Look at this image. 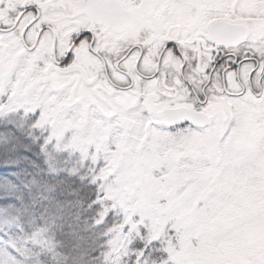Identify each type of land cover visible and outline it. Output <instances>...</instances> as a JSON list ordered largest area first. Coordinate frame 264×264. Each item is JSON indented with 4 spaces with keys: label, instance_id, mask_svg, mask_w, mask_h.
<instances>
[{
    "label": "snow or ice",
    "instance_id": "snow-or-ice-1",
    "mask_svg": "<svg viewBox=\"0 0 264 264\" xmlns=\"http://www.w3.org/2000/svg\"><path fill=\"white\" fill-rule=\"evenodd\" d=\"M0 264H264V0H0Z\"/></svg>",
    "mask_w": 264,
    "mask_h": 264
}]
</instances>
